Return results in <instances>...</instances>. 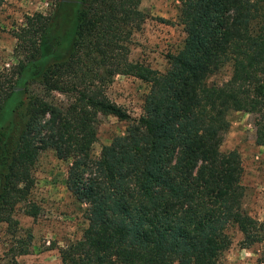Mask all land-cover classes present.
Segmentation results:
<instances>
[{"label": "trees", "instance_id": "1", "mask_svg": "<svg viewBox=\"0 0 264 264\" xmlns=\"http://www.w3.org/2000/svg\"><path fill=\"white\" fill-rule=\"evenodd\" d=\"M139 1L55 0L13 32L21 58L0 73V225L15 233L19 205L37 216L33 168L52 149L71 162L67 188L88 221L59 249L62 264H218L228 226L244 246L264 241V222L243 209L240 155L221 151L231 110L257 116L264 147V0H179L186 38L164 72L129 59L146 15L128 3ZM226 64L231 78L208 84ZM117 75L149 84L138 119L106 93ZM32 84L69 103L34 98ZM100 114L131 123L94 158Z\"/></svg>", "mask_w": 264, "mask_h": 264}, {"label": "rangeland", "instance_id": "2", "mask_svg": "<svg viewBox=\"0 0 264 264\" xmlns=\"http://www.w3.org/2000/svg\"><path fill=\"white\" fill-rule=\"evenodd\" d=\"M55 0H6L0 8V73L12 69L21 58L15 51L17 40L13 32L25 24V16L36 12L48 14ZM129 6L143 11L146 19L134 32L129 59L143 63L157 71L168 67V56L177 53L184 45L186 33L179 14V0H140ZM262 20V21H261ZM264 21V11L260 23ZM232 76L231 64L224 65L207 79V83L222 84ZM31 96L50 103L66 105L69 97L49 91L37 84L29 87ZM149 84L129 75H117L106 88L108 97L128 111L132 119H138ZM25 97V96H24ZM10 99L6 108L16 104ZM230 127L221 145V151L237 150L243 168L241 184L244 186V211L264 222V147L255 140L254 113L231 110L227 115ZM130 121H122L113 115L98 116L95 128L97 140L92 146V156L99 157L103 146L123 135ZM71 162L57 157L52 149L41 152L33 168L34 186L29 200L38 207L37 216L25 212L19 205L14 212L17 229L11 234L6 223L0 225L1 264H62L59 249L83 236L88 221L86 205L79 202L67 188V175ZM230 247L221 255L218 264H264V241L251 246L242 244L243 235L236 225L227 228ZM25 247V254L18 251Z\"/></svg>", "mask_w": 264, "mask_h": 264}]
</instances>
